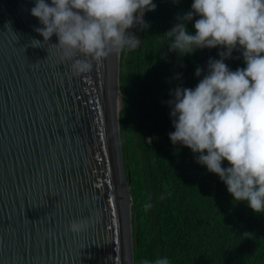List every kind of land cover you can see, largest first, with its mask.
Masks as SVG:
<instances>
[{
  "label": "water",
  "instance_id": "water-1",
  "mask_svg": "<svg viewBox=\"0 0 264 264\" xmlns=\"http://www.w3.org/2000/svg\"><path fill=\"white\" fill-rule=\"evenodd\" d=\"M35 3L0 0V264H134L121 50L72 76L55 34L32 46L43 44ZM141 25L126 31L140 38ZM87 217L91 227L69 231Z\"/></svg>",
  "mask_w": 264,
  "mask_h": 264
},
{
  "label": "trees",
  "instance_id": "trees-1",
  "mask_svg": "<svg viewBox=\"0 0 264 264\" xmlns=\"http://www.w3.org/2000/svg\"><path fill=\"white\" fill-rule=\"evenodd\" d=\"M153 3L155 9L143 14L148 27L137 30L138 46L125 47L119 57V135L132 199L133 263L264 264V211L233 201L219 176L197 163L200 153L169 139L175 90L194 89L208 73V61L227 49L171 51L165 33L192 11L193 0ZM199 18L184 23L189 34L195 35ZM224 63L230 71L246 67L239 48ZM221 166L230 165L225 160Z\"/></svg>",
  "mask_w": 264,
  "mask_h": 264
},
{
  "label": "clouds",
  "instance_id": "clouds-1",
  "mask_svg": "<svg viewBox=\"0 0 264 264\" xmlns=\"http://www.w3.org/2000/svg\"><path fill=\"white\" fill-rule=\"evenodd\" d=\"M153 0H36L30 10L43 27L34 30L43 44L55 34L62 60L71 61L72 76L92 71L114 51L135 49L139 40L127 33L142 22L145 11H153ZM192 11L179 18L165 34L169 49L191 54L197 48L222 46L220 59L208 61V73L194 89L177 88L171 116L177 142L200 153L197 163L219 176L233 201L246 202L253 213L264 211V0H193ZM197 15L189 34L186 21ZM239 48L246 67L230 71L224 63ZM83 59L76 58L77 55ZM196 75H200L197 68ZM206 152V154H204ZM230 165L221 166L222 161ZM151 207V205H147ZM94 224L91 217L73 220L69 231L79 234ZM147 264V262H146ZM155 264H169L158 259Z\"/></svg>",
  "mask_w": 264,
  "mask_h": 264
}]
</instances>
